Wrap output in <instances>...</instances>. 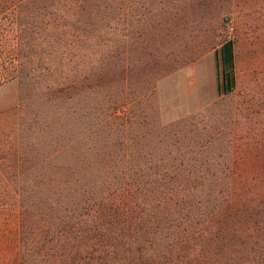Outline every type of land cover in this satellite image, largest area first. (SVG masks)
I'll return each mask as SVG.
<instances>
[{"label": "trees", "instance_id": "obj_1", "mask_svg": "<svg viewBox=\"0 0 264 264\" xmlns=\"http://www.w3.org/2000/svg\"><path fill=\"white\" fill-rule=\"evenodd\" d=\"M131 1L122 0L121 20L120 0H0L15 38L9 42L0 24L9 42L0 40V81L21 78L27 89L34 83L38 106L25 108L20 123L25 264H201L216 225L229 218V198L244 203L249 195L245 185L229 188V172L203 168L210 158L189 151L200 144L179 139L180 123L151 134L136 129L131 116L119 121V85L129 81L134 63ZM147 18L141 14L142 28ZM147 50L142 38L145 77ZM216 58L225 92H232L235 76L226 70L234 67L232 40Z\"/></svg>", "mask_w": 264, "mask_h": 264}, {"label": "rangeland", "instance_id": "obj_2", "mask_svg": "<svg viewBox=\"0 0 264 264\" xmlns=\"http://www.w3.org/2000/svg\"><path fill=\"white\" fill-rule=\"evenodd\" d=\"M142 13L148 17L144 28ZM0 16L1 27H8L7 39L13 43L11 13ZM129 21L134 63L129 81L121 78L119 85V121L131 116L136 129L142 132V126L151 134L161 133L162 126L168 132L171 122L180 123L179 139L200 144L189 151L210 158L203 168L229 172V188H249L244 203L229 198V218L216 225L212 249H204L201 264H264V0H132ZM125 28L122 24V33ZM142 38L148 45V77L139 67ZM0 40L9 43L3 36ZM227 40L234 43V67L226 69L235 76L232 92H225L223 64L216 58ZM124 41L121 38L122 51ZM123 57L121 53L122 62ZM120 73L125 74L122 69ZM12 80L17 83L16 104L0 106V264H25L17 192L25 131L20 123L25 108L34 111L38 106L34 83L27 89L25 81L15 77L0 85ZM11 86L0 88V94L6 91L10 97Z\"/></svg>", "mask_w": 264, "mask_h": 264}, {"label": "crops", "instance_id": "obj_3", "mask_svg": "<svg viewBox=\"0 0 264 264\" xmlns=\"http://www.w3.org/2000/svg\"><path fill=\"white\" fill-rule=\"evenodd\" d=\"M7 84L8 85H14V86L10 87V89H11L10 97H8V95H5L6 91L4 93H2V91H1L0 106H2L4 109L12 107L13 105L16 104V101H17V83H16V81L12 80V81L6 82V83L0 85V88H5V86H7Z\"/></svg>", "mask_w": 264, "mask_h": 264}]
</instances>
